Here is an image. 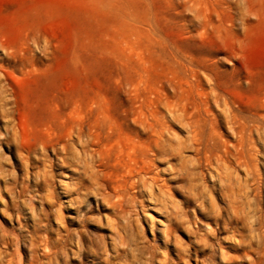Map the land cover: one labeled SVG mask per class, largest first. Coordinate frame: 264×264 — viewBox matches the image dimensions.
Listing matches in <instances>:
<instances>
[{"label": "rangeland", "instance_id": "obj_1", "mask_svg": "<svg viewBox=\"0 0 264 264\" xmlns=\"http://www.w3.org/2000/svg\"><path fill=\"white\" fill-rule=\"evenodd\" d=\"M0 264H264V0H0Z\"/></svg>", "mask_w": 264, "mask_h": 264}]
</instances>
